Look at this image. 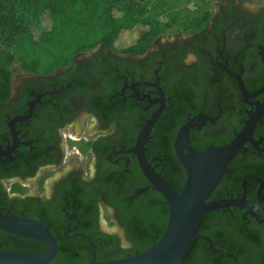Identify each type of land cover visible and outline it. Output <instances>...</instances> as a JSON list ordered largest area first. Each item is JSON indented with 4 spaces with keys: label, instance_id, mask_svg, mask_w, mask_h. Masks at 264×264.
Returning <instances> with one entry per match:
<instances>
[{
    "label": "flooded vegetation",
    "instance_id": "obj_1",
    "mask_svg": "<svg viewBox=\"0 0 264 264\" xmlns=\"http://www.w3.org/2000/svg\"><path fill=\"white\" fill-rule=\"evenodd\" d=\"M228 0L199 31H170L141 55L101 45L46 74L18 73L0 99V215L39 223L47 264L123 258L163 233L158 182L178 194L189 150L247 127L206 201L184 264H264V6ZM48 244L0 230V252Z\"/></svg>",
    "mask_w": 264,
    "mask_h": 264
},
{
    "label": "trees",
    "instance_id": "obj_2",
    "mask_svg": "<svg viewBox=\"0 0 264 264\" xmlns=\"http://www.w3.org/2000/svg\"><path fill=\"white\" fill-rule=\"evenodd\" d=\"M18 0H0V99L18 73L46 74L98 45L119 54H143L170 31H199L207 23V2L191 15L168 13L170 0H44L40 29L15 19Z\"/></svg>",
    "mask_w": 264,
    "mask_h": 264
},
{
    "label": "water",
    "instance_id": "obj_3",
    "mask_svg": "<svg viewBox=\"0 0 264 264\" xmlns=\"http://www.w3.org/2000/svg\"><path fill=\"white\" fill-rule=\"evenodd\" d=\"M247 131L244 128L235 139L221 147L202 152L189 150L178 157L186 174L180 192L175 194L164 182H158L168 217L161 236L147 249L123 258L94 261L86 264H184L203 216L227 205L222 200L206 201L225 172L227 163L241 148ZM0 230L17 237L44 241L48 249L41 254L0 252V264H47L55 253L49 233L39 223L13 216L0 215Z\"/></svg>",
    "mask_w": 264,
    "mask_h": 264
},
{
    "label": "rangeland",
    "instance_id": "obj_4",
    "mask_svg": "<svg viewBox=\"0 0 264 264\" xmlns=\"http://www.w3.org/2000/svg\"><path fill=\"white\" fill-rule=\"evenodd\" d=\"M44 0H18L15 9V19L24 28L40 29L38 17L41 14V7ZM228 0H213L207 2V6L202 8L207 11H215L222 4H226ZM235 4L242 7H260L264 6V0H236ZM201 4L194 0H170L167 8L168 13L178 11L181 14L191 15L196 10H200Z\"/></svg>",
    "mask_w": 264,
    "mask_h": 264
}]
</instances>
